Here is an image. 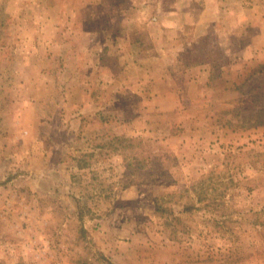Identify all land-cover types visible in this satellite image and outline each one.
I'll use <instances>...</instances> for the list:
<instances>
[{
	"label": "rangeland",
	"instance_id": "rangeland-1",
	"mask_svg": "<svg viewBox=\"0 0 264 264\" xmlns=\"http://www.w3.org/2000/svg\"><path fill=\"white\" fill-rule=\"evenodd\" d=\"M130 1L0 0V264H264V28L66 69Z\"/></svg>",
	"mask_w": 264,
	"mask_h": 264
},
{
	"label": "crops",
	"instance_id": "crops-1",
	"mask_svg": "<svg viewBox=\"0 0 264 264\" xmlns=\"http://www.w3.org/2000/svg\"><path fill=\"white\" fill-rule=\"evenodd\" d=\"M110 13L112 17L104 21L100 30L79 29L80 37L85 36L93 43L92 46H87L86 43L78 44L77 51L79 54L82 52V56L77 53V58H74L75 47L66 43L64 51L68 59L66 69H73L74 72L82 65H86L85 67L90 68V73L94 76L96 73L103 76L107 65L102 64V61L104 57H113L112 52H114L132 59L133 66L136 68L138 66V71H143L142 76H146L148 80L158 78L157 75L164 77L171 74L164 62L172 60L177 63L181 53L198 43L200 39L206 38L214 42L217 35H223L226 36L224 40L233 47L232 42L236 41L234 36L241 27L253 28L252 30L264 28V0H174L173 2L137 0L130 1V6H125L120 11L111 4ZM133 22L144 35L134 34L128 30L127 26ZM230 26L234 29H230ZM135 35L140 37H134ZM226 52L228 57L237 58L239 62L245 57L243 50L239 51V48L235 50L230 48ZM157 57L160 66L152 68L150 59ZM81 58H84V62ZM73 59H77L75 63L71 62ZM67 75L71 79V72H67ZM102 81L103 79L100 80V85ZM112 82H117L116 78ZM67 86L66 89L69 90L72 83H68ZM78 88L84 91L82 85L79 84ZM85 103L86 100L78 109L81 114H86ZM78 121L76 119L70 122L75 124ZM65 122L66 120L63 121V125ZM66 131L67 136L71 133L72 136L74 135L73 131Z\"/></svg>",
	"mask_w": 264,
	"mask_h": 264
}]
</instances>
